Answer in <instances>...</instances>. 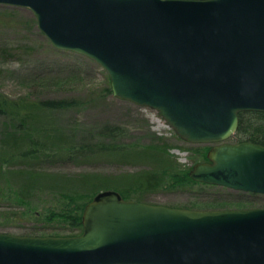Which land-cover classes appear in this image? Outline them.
<instances>
[{
	"label": "water",
	"instance_id": "1",
	"mask_svg": "<svg viewBox=\"0 0 264 264\" xmlns=\"http://www.w3.org/2000/svg\"><path fill=\"white\" fill-rule=\"evenodd\" d=\"M32 10L59 49L108 73L116 97L213 144L196 181L264 194V145L229 142L264 111V0H0ZM78 235L0 232V264H264V207L190 209L104 190Z\"/></svg>",
	"mask_w": 264,
	"mask_h": 264
},
{
	"label": "rangeland",
	"instance_id": "2",
	"mask_svg": "<svg viewBox=\"0 0 264 264\" xmlns=\"http://www.w3.org/2000/svg\"><path fill=\"white\" fill-rule=\"evenodd\" d=\"M108 82L107 71L93 59L79 52L56 48L38 26L31 9L0 4V97L79 101L71 108L45 111V118L39 125L46 134L43 147H47L52 155L34 162L40 173L29 177L31 184L42 193L32 198L34 205L28 201L17 203L1 199L0 232L32 236L72 235L62 223L49 222L45 218L44 212L54 205L60 193L73 190L88 193L93 198L104 190L121 194L127 187L138 186L145 172L159 170L167 164L159 154L124 156L117 150H101L97 146L99 143L104 142L107 146L112 142L137 144L139 147L158 137L157 140L169 144L166 156L186 168L192 169L198 162L209 161L208 151L213 144L182 139L155 110L107 92ZM111 124L118 127L116 141L109 139L105 129ZM228 141L236 143L232 137ZM67 146L74 150L72 155L63 151ZM205 150L206 158L202 155ZM14 162L15 169L26 167V163ZM16 171L11 178H25L20 173L17 178L20 170ZM135 196L127 199L190 209L264 207L263 193L208 183L143 191L141 200Z\"/></svg>",
	"mask_w": 264,
	"mask_h": 264
},
{
	"label": "trees",
	"instance_id": "3",
	"mask_svg": "<svg viewBox=\"0 0 264 264\" xmlns=\"http://www.w3.org/2000/svg\"><path fill=\"white\" fill-rule=\"evenodd\" d=\"M107 92H112L111 83L106 86ZM77 99L66 98H41L29 99L21 97L19 99H10L7 96L0 97V119L2 120V139L0 140V200L6 199L17 203L34 205V197L42 193L34 184H31L29 177L39 174L40 171L33 163L43 158H48L52 154L43 147V134L45 130L39 125V121L45 118V111L51 109H64L76 106ZM44 111V112H43ZM239 127L232 136L235 142L253 141L264 145V111H242L239 113ZM108 130L109 139L116 141L115 134L118 127L111 124L105 126ZM23 134V135H20ZM158 137L151 139L150 143L139 146L137 144L124 145L104 142L97 144L101 150H117L124 156L142 157L157 154L161 155L162 161L167 164L159 170H150L141 177L138 186L127 187L121 194L125 198L132 197L141 200V193L150 190L175 189L194 187L196 184H204L195 181L190 176V169L182 166L177 161L166 156L169 144L157 140ZM138 147V148H137ZM140 149V150H139ZM63 151L72 155V147H64ZM206 158L207 150L202 152ZM14 161L26 163L25 168L15 169ZM169 162V163H168ZM18 171L25 177L21 180L11 178ZM33 198V199H32ZM93 199V195L88 193L65 191L59 194L57 201L51 207L46 209L45 218L49 222H60L65 228H69V234H79L83 230L82 216L86 204ZM145 199V198H144ZM27 205V204H26ZM29 207V205H28ZM35 208V206H31ZM80 231V232H79ZM57 234V233H55Z\"/></svg>",
	"mask_w": 264,
	"mask_h": 264
}]
</instances>
